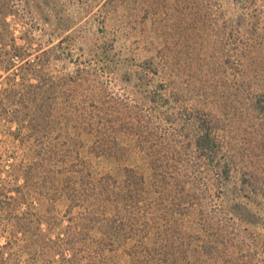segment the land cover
I'll return each instance as SVG.
<instances>
[{
	"label": "trees",
	"instance_id": "1",
	"mask_svg": "<svg viewBox=\"0 0 264 264\" xmlns=\"http://www.w3.org/2000/svg\"><path fill=\"white\" fill-rule=\"evenodd\" d=\"M66 3L0 0V127L21 149L0 180V264H220L228 217L237 247L258 255L264 0H101L87 29ZM126 19L151 45L135 86L160 80L143 92L147 114L98 78L123 67L130 78L114 28ZM41 22L59 33L44 45Z\"/></svg>",
	"mask_w": 264,
	"mask_h": 264
},
{
	"label": "rangeland",
	"instance_id": "2",
	"mask_svg": "<svg viewBox=\"0 0 264 264\" xmlns=\"http://www.w3.org/2000/svg\"><path fill=\"white\" fill-rule=\"evenodd\" d=\"M66 2L67 3L64 5V9H65L64 15L67 14V18L72 23H76L79 25L83 24L84 27H86L87 29V27L89 28L88 26L89 22L95 23L98 20V15L95 12L101 0H66ZM259 4L261 7L262 3L260 2ZM222 9L223 11H225V14H226L225 16H234V14L237 12L236 7L228 1L223 2ZM36 17H38L40 21H44L42 18V14L37 13ZM127 19H126V23L128 27L129 21H127ZM122 24L119 22L114 28H118L119 26L116 32L121 33L122 36L126 38V43H125L126 49L125 51L120 52V55L122 57L128 56L129 62L131 61V64L133 67H131L132 73L130 75V78H128V80H124L123 78V76L125 75L124 67L121 68L119 71H117L118 73L115 72L114 74L109 73V72H106V73L100 72V75L98 76V78H99V81L104 86V88L106 89L107 97H112V98L121 100V102H124V104H127L129 106H135V107L142 106L143 113L147 114V113H150L151 111L149 109V106L142 103V98L145 96L143 92H145L146 94L151 92L152 89L154 88L153 82L154 83L156 82L155 83L156 85L157 84L160 85V80H158L157 77H151V75H144L145 79L151 83H149L147 86H144V88L140 86V89H137V87L135 86L136 85L135 78L137 77V70L141 67V63L144 60L143 58L147 57V55L150 54L149 47L151 45L147 43V42H150V38H147V31H144L146 33H144L143 35L142 33H140L141 31L145 29V27H140L136 25L135 23V24H131L128 28H120V27H124L122 26ZM41 25L42 26L44 25V28H46V30H43V27H42L40 33H38L37 35V37L41 40L40 42H42V45L46 44L49 40H51L50 37H52V40H55L58 37L59 33L56 35L51 33L49 29V28H52L51 24L48 25L47 23V25H45V23H42ZM38 28H40V26L36 28L37 31H38ZM87 31L84 30V36H87V39H91V38L93 39L94 38L93 33H92L94 32L93 27L90 28V31L88 32ZM153 42H154L153 44L156 45V42L155 41ZM218 46L219 45H215L212 47V45H209L208 51L216 52L215 50H218ZM200 56L202 57L203 54L199 55V57ZM87 57H90V56L84 54L83 56L79 57L80 58L79 60L87 61ZM89 60H92V57H90ZM206 61L208 60L206 59ZM214 61L219 62V60L217 59H215ZM153 79H155V81H153ZM4 130H5L4 127H0V180L8 181L10 177H8L5 168L10 164L9 162L13 160L14 154H17V156L21 155V149L20 147L16 146L15 144L11 142L7 133H4ZM8 185L10 184H7V186ZM251 206H252L253 212L256 211V213L260 214V216H264V215H261L263 214L262 211H258V209H260L258 205V201L255 202V204ZM55 214H57V218L63 221V224H65L69 218L66 215L67 213H65L63 207L62 208L59 207V209H57ZM254 217H255L254 219L249 220V221L256 223L257 225L255 224L250 225L251 227L250 229L255 234H257V238H259L258 236H260V238H264V219L263 218L256 219V216ZM235 222L236 221L233 220L232 217H228L226 220V223L228 224V226L226 227V230L224 232L225 235H223V237L225 240H227V243L226 244L221 243L222 247H220L219 249V252L221 255L218 258L220 259V264H264V244H261L259 246L258 248L259 254L256 255L255 257H252V259L246 258L247 256L246 254H248L249 251H246V249L240 250V248L237 247V239H236L235 234H237L236 231H239V230L238 228L234 229ZM186 223L187 222H185L184 227L185 225H188V223L187 224ZM245 226H248L247 223H242L241 230L242 229L245 230L244 229ZM183 232H186V230H183ZM2 234L3 233L1 232L0 233V245L3 244L5 240ZM215 234L216 233L214 231L210 232V236H212V238L215 237ZM52 236H55L54 232L52 233ZM39 264H44V263H39ZM55 264L57 263L55 262Z\"/></svg>",
	"mask_w": 264,
	"mask_h": 264
}]
</instances>
